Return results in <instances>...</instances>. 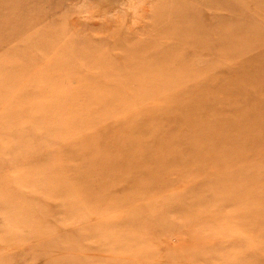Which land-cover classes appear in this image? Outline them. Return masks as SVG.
Segmentation results:
<instances>
[{
    "label": "rangeland",
    "instance_id": "rangeland-1",
    "mask_svg": "<svg viewBox=\"0 0 264 264\" xmlns=\"http://www.w3.org/2000/svg\"><path fill=\"white\" fill-rule=\"evenodd\" d=\"M0 264H264V0H0Z\"/></svg>",
    "mask_w": 264,
    "mask_h": 264
},
{
    "label": "bare ground",
    "instance_id": "bare-ground-1",
    "mask_svg": "<svg viewBox=\"0 0 264 264\" xmlns=\"http://www.w3.org/2000/svg\"><path fill=\"white\" fill-rule=\"evenodd\" d=\"M173 10V9H172ZM181 30V29H180ZM182 31V30H181ZM168 36V35H167ZM172 38V37H171ZM173 41H174V39H173ZM75 49V48H74ZM74 59V58H73ZM93 64V63H92ZM138 66V65H137ZM66 77H67V75H66ZM137 78V77H136Z\"/></svg>",
    "mask_w": 264,
    "mask_h": 264
}]
</instances>
